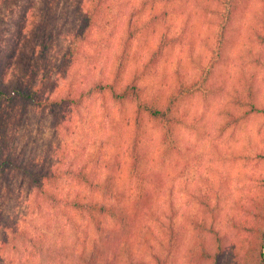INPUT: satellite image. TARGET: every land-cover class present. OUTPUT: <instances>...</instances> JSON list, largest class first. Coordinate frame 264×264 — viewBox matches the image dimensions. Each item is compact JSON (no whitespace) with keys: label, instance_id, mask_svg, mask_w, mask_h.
I'll list each match as a JSON object with an SVG mask.
<instances>
[{"label":"trees","instance_id":"obj_1","mask_svg":"<svg viewBox=\"0 0 264 264\" xmlns=\"http://www.w3.org/2000/svg\"><path fill=\"white\" fill-rule=\"evenodd\" d=\"M124 2L127 1L86 0L80 24L58 61H53L51 56L55 26H35L34 20L29 23L23 17L16 32L6 39L1 37L7 42L0 50L1 180L20 175L34 187L41 201L63 203L74 234L79 237L82 232V250L76 264H170L177 246L178 229L173 218L174 205L170 203L165 209L162 195L170 176L166 167L177 162L181 153L179 129L188 120L184 106L196 95L217 97L226 91V78L221 75L217 81L215 71L228 59L227 50L238 34L237 23L246 17L253 0H137L129 10L123 44L112 71L108 76L102 71L96 81L86 78L92 83L90 89L74 94L72 83L69 87L62 84L64 77L82 56H87L94 34L104 33L112 24L111 6ZM80 3L83 6L82 0ZM50 6L47 3L51 10ZM200 10L214 16L218 24L210 65L201 68L194 77L177 72L172 83L160 76L158 70L167 51L183 39L182 35H170V19L174 15L190 18L193 12ZM258 21L251 27L253 36L247 45L250 50L258 46L259 52L251 59V68L242 67L232 90L226 91L230 99L221 110V131L254 117L264 118L258 86V79L264 73V10ZM32 27L41 28L34 36L37 41L31 38ZM140 49L147 59L141 68L129 72L131 56ZM24 57H29V61L23 60ZM94 96L112 101L121 113L133 106L132 118H126L128 122L132 119L134 126L129 139L109 136L106 149L90 155L82 165H70L63 171L12 155L9 132L15 108L20 106L23 112H48L59 128L61 119L65 120L83 100L86 102ZM155 128L159 130L160 149L156 155L151 150L154 144L151 133ZM125 160L126 173L132 180L129 186L122 180ZM62 174L74 182V188L71 187L63 200L57 194ZM262 182L259 193L246 208L248 219L243 227L246 244L241 264H264ZM193 203L197 214L190 220L194 238L189 255L198 264H222L226 252L225 234L215 226L222 212V201L200 192L193 197ZM166 212H172L163 225L169 244L159 243L157 248L148 241L147 255L144 238L151 230L149 225L158 222L160 215L165 216ZM83 224L85 229L82 230Z\"/></svg>","mask_w":264,"mask_h":264},{"label":"rangeland","instance_id":"obj_2","mask_svg":"<svg viewBox=\"0 0 264 264\" xmlns=\"http://www.w3.org/2000/svg\"><path fill=\"white\" fill-rule=\"evenodd\" d=\"M125 1L111 6L110 11L114 13L112 24L104 33L94 34L87 56H82L64 77L62 84L69 87L72 83L74 94L90 89L92 83L86 78L96 81L102 71L108 76L114 68L123 44L129 10L137 3V0ZM82 2L83 6L80 0H0V50L7 44L1 37L6 39L16 32L23 20L29 23L34 20L35 26H55L51 56L53 61H58L80 24L86 0ZM47 3L51 4V10ZM263 10L264 0H253L246 17L237 23L238 34L227 50L228 59L215 71L217 81L221 75L226 78L227 92L238 80L241 68H251V59L259 52L258 46L250 50L247 44L253 36L251 27L259 23ZM187 17L174 15L170 19V35H182L183 39L167 51L158 65L159 75L172 83L177 72L194 77L201 68L208 67L217 40L218 24L214 16L200 10ZM33 27L30 34L36 40L34 36L41 28L35 30ZM131 57L129 72L141 68L147 59L142 49ZM25 58L30 59H22ZM263 74L258 79V86L259 97L264 103ZM226 91L217 97L196 95L184 106L188 120L179 129L181 153L177 162L166 167L170 176L162 195L165 209L170 203L174 205L173 218L178 229L177 246L170 264H198L189 253L194 238L190 220L197 214L193 197L200 192L222 201V212L215 223L225 234L226 252L222 264H241L246 244L243 229L248 219L246 208L264 181V118L254 117L230 130L221 131V110L230 99ZM133 111V106H129L121 113L112 101L94 96L71 110L57 128L50 113L23 112L19 106L11 117L10 152L51 170L59 168L63 171L70 165L78 167L90 155L106 149L109 136L116 138L119 135L123 140L130 138L134 126L132 119L128 122L126 118H132ZM151 135L154 140L151 150L156 155L160 153L159 130L155 128ZM124 162L122 180L129 186L132 180L126 173V160ZM58 184L57 194L63 200L71 187L74 188V182L62 174ZM1 210L0 264H76L82 250V232L79 237L74 234L63 203L41 201L34 187L20 175H10L4 180L0 175ZM171 213L161 214L158 222L150 223L151 230L144 238L147 255L150 251L148 241L157 248L159 243L169 244L163 225L169 221L167 215Z\"/></svg>","mask_w":264,"mask_h":264}]
</instances>
